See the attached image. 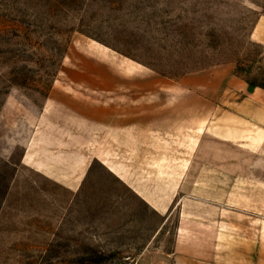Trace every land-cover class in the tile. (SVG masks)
I'll use <instances>...</instances> for the list:
<instances>
[{"label":"rangeland","instance_id":"obj_1","mask_svg":"<svg viewBox=\"0 0 264 264\" xmlns=\"http://www.w3.org/2000/svg\"><path fill=\"white\" fill-rule=\"evenodd\" d=\"M259 13L264 0H0V264H168L158 255L172 220L157 227L155 256L126 255L159 216L96 160L77 192L60 189L19 163L23 142L52 84L96 95L66 75L97 73L102 49L140 67L105 71L122 91L147 81L169 125L177 112L179 125L205 124L227 76L264 85V44L249 37ZM127 95L122 123L135 112Z\"/></svg>","mask_w":264,"mask_h":264},{"label":"crops","instance_id":"obj_2","mask_svg":"<svg viewBox=\"0 0 264 264\" xmlns=\"http://www.w3.org/2000/svg\"><path fill=\"white\" fill-rule=\"evenodd\" d=\"M249 37L264 44V14ZM101 52L97 73L66 75L68 82H92L96 95L52 84L19 163L69 193L81 188L94 160L110 170L160 219L156 228L145 224L137 252L126 251L130 257L155 256L157 227L172 220L169 249L158 255L168 264H264V88L229 75L212 95L205 124L179 125L177 112L169 125L163 104L153 108L147 81L143 91H122L121 74L105 72L138 64ZM123 94L135 108L126 123ZM123 222L134 235L135 219ZM122 241L136 249L138 240Z\"/></svg>","mask_w":264,"mask_h":264},{"label":"trees","instance_id":"obj_3","mask_svg":"<svg viewBox=\"0 0 264 264\" xmlns=\"http://www.w3.org/2000/svg\"><path fill=\"white\" fill-rule=\"evenodd\" d=\"M247 83H248L250 86H255V85H257L256 83H253V82H251V81H247ZM259 86H261V87L264 88V85H259Z\"/></svg>","mask_w":264,"mask_h":264}]
</instances>
